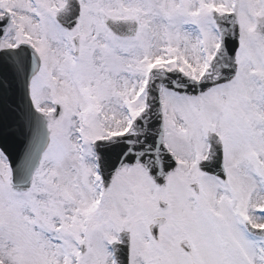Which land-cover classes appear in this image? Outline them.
<instances>
[{
    "label": "snow or ice",
    "instance_id": "6c2138e0",
    "mask_svg": "<svg viewBox=\"0 0 264 264\" xmlns=\"http://www.w3.org/2000/svg\"><path fill=\"white\" fill-rule=\"evenodd\" d=\"M0 264H264V0H0Z\"/></svg>",
    "mask_w": 264,
    "mask_h": 264
}]
</instances>
